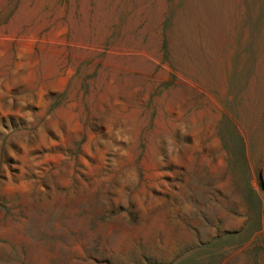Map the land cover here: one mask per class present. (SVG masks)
Returning a JSON list of instances; mask_svg holds the SVG:
<instances>
[{"label": "rangeland", "instance_id": "obj_1", "mask_svg": "<svg viewBox=\"0 0 264 264\" xmlns=\"http://www.w3.org/2000/svg\"><path fill=\"white\" fill-rule=\"evenodd\" d=\"M0 264H264V0H0Z\"/></svg>", "mask_w": 264, "mask_h": 264}]
</instances>
